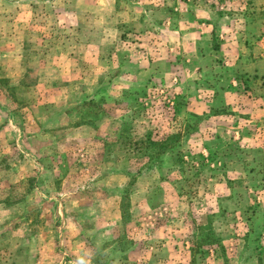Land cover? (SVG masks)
<instances>
[{"label":"rangeland","instance_id":"rangeland-1","mask_svg":"<svg viewBox=\"0 0 264 264\" xmlns=\"http://www.w3.org/2000/svg\"><path fill=\"white\" fill-rule=\"evenodd\" d=\"M0 110V264H264V0H0Z\"/></svg>","mask_w":264,"mask_h":264},{"label":"crops","instance_id":"crops-1","mask_svg":"<svg viewBox=\"0 0 264 264\" xmlns=\"http://www.w3.org/2000/svg\"><path fill=\"white\" fill-rule=\"evenodd\" d=\"M7 115H8V114H7ZM6 121H7V122H6ZM11 121H12V120H10V119H6L4 113L1 112V110H0V126L3 125V124H6V126H7L8 124H11Z\"/></svg>","mask_w":264,"mask_h":264},{"label":"trees","instance_id":"trees-1","mask_svg":"<svg viewBox=\"0 0 264 264\" xmlns=\"http://www.w3.org/2000/svg\"><path fill=\"white\" fill-rule=\"evenodd\" d=\"M160 147H164L165 145H166V142L164 141V142H160L159 144H158ZM162 153H163V151L162 152H160V155H158V157L160 156V158H163V155H162ZM160 160H163V159H160ZM162 162V161H161ZM161 164V163H160Z\"/></svg>","mask_w":264,"mask_h":264}]
</instances>
